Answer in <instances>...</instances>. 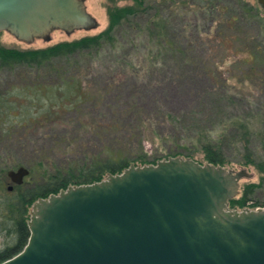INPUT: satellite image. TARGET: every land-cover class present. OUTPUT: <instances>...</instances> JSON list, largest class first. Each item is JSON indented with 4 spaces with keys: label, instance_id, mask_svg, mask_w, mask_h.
<instances>
[{
    "label": "trees",
    "instance_id": "trees-1",
    "mask_svg": "<svg viewBox=\"0 0 264 264\" xmlns=\"http://www.w3.org/2000/svg\"><path fill=\"white\" fill-rule=\"evenodd\" d=\"M135 1L138 6L110 12V27L97 36L28 51L0 44V106L11 91L58 90L50 97L53 102L58 93L59 103L23 131L42 129L43 138L70 150L69 157L53 164L47 160L49 150L35 151L42 160L22 164L30 175L12 192L5 186L8 168L0 162V235L9 238L0 263L28 244L33 204L71 185L102 181L132 164L192 158L198 152L222 166L230 150L238 151L246 165H257L261 153L264 158V16L258 8L244 0H199L204 22L189 28L161 15L134 24L148 10L143 0ZM142 37L144 52L135 41ZM222 49L236 55L228 67L217 59ZM134 55L141 59L135 61ZM103 57L106 62L95 66V59ZM255 90L262 96L252 101L244 91ZM172 93L186 109L170 108ZM194 110L201 117L191 115ZM190 117L197 123L193 131L186 125ZM148 142L162 148L149 154ZM253 190L231 200L230 207L246 208Z\"/></svg>",
    "mask_w": 264,
    "mask_h": 264
},
{
    "label": "water",
    "instance_id": "water-1",
    "mask_svg": "<svg viewBox=\"0 0 264 264\" xmlns=\"http://www.w3.org/2000/svg\"><path fill=\"white\" fill-rule=\"evenodd\" d=\"M98 27L86 0H0V33L22 42ZM245 178L178 156L71 185L33 204L28 244L0 264H264V208L230 207Z\"/></svg>",
    "mask_w": 264,
    "mask_h": 264
},
{
    "label": "rangeland",
    "instance_id": "rangeland-1",
    "mask_svg": "<svg viewBox=\"0 0 264 264\" xmlns=\"http://www.w3.org/2000/svg\"><path fill=\"white\" fill-rule=\"evenodd\" d=\"M144 7L147 8V12L139 15V17L133 19L134 24L142 23L147 20L149 16L156 17V15L170 16L171 21L174 25H186L187 27H191L192 24L199 23L202 25L204 22L203 15L198 8L199 0H143ZM233 1V0H232ZM245 3H249L258 8L260 14L264 16V9L258 3V0H244ZM138 2L135 0H86L87 9L90 14L97 19L99 22V27L93 30H78L74 33L67 34L64 31L57 30L52 33V38L50 41H45L43 39H37L32 43H26L18 40L15 36L8 32L0 33V44L7 49H14L18 51H28V50H36V49H44L61 42H73L77 40H81L86 37H93L100 35L104 31H106L111 25V17L110 12H115L118 9H125L133 6H138ZM130 24H126L124 30L130 29ZM119 33V32H117ZM125 37V41L128 42V39ZM135 39V38H134ZM132 38V40H134ZM125 42L124 40H122ZM136 41V44L140 46V51L144 52V37L139 38ZM132 47H129L131 50ZM127 50V49H126ZM223 51L219 52L218 60L226 63L227 67L230 66L234 59L235 53L231 49H222ZM139 50H133L132 53L140 54ZM135 61L141 59V55H134ZM140 57V58H138ZM239 57H242L239 55ZM95 66H101L104 62H106L105 57L97 60L95 59ZM106 66V64H104ZM50 91H58L51 90L47 87H37V88H29L27 90H17L11 91L9 95L5 98V104L0 106V142L3 140V143L0 144V162L3 165V168L7 166L8 171L16 170L20 166H24L22 164L27 163L28 161L40 162L42 160L40 154H35V151L46 153L48 150L49 158L47 160L50 164L59 162L64 158L69 157L67 154L70 150L67 149L66 144H53L49 139H45L42 137L44 134L43 130L40 129L36 134V131L31 132L23 131V127L29 124L32 121H36L45 113L44 111L48 109L52 104L59 103V100L56 98H60L61 96L56 93L55 101H51V97L54 94ZM262 91H244L248 95L252 96V101H255L257 98L262 96L260 94ZM4 95V94H3ZM172 98V103L170 108L174 112H179L186 109V104H183L175 93H172L170 96ZM164 98V97H163ZM175 99V100H174ZM62 102V101H61ZM60 102V103H61ZM213 106V105H212ZM209 106L207 109L211 110ZM196 117H201V115H196V110L192 112ZM207 113V111H206ZM207 116V114H206ZM190 117L187 120V126L193 131V128L197 125V123ZM72 123H69L65 129L69 131L68 137H70V133L73 132ZM190 131V132H191ZM15 133V134H14ZM84 143L83 149L88 147L87 138L82 140ZM55 145V146H52ZM162 148L160 143H156L155 145L148 142L146 144V152L149 154H154L155 150L158 148ZM45 150V152L43 151ZM161 153V152H160ZM47 155V154H46ZM263 153L260 154V159L257 161V165L249 164L246 165L244 163L242 156L238 151L230 150L227 152L228 164L225 165L227 168L239 171L242 169L248 170V172L252 175L250 179H242L240 193L236 197L240 199L243 196V193L246 192L249 188L254 189L250 198L253 199L246 208L257 209L264 208V161L261 159ZM182 157H187L183 155ZM167 158L163 159L166 160ZM192 159L206 164L209 163L206 160V155L203 152H198L192 157ZM37 163V164H38ZM9 181L6 182V188L8 186H16L13 184L8 177ZM19 186V185H17ZM9 187V188H10ZM253 187V188H252ZM12 190V191H13ZM10 191V190H9ZM10 191V192H12ZM235 199V198H234ZM252 203L255 204V207H251ZM242 210L240 208H233ZM244 209V208H243ZM9 241V238L0 235V250L3 249Z\"/></svg>",
    "mask_w": 264,
    "mask_h": 264
}]
</instances>
